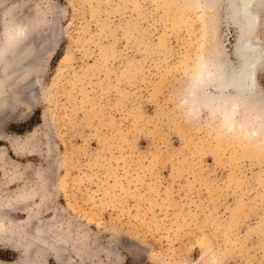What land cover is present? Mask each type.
I'll return each mask as SVG.
<instances>
[{
    "label": "rangeland",
    "instance_id": "1",
    "mask_svg": "<svg viewBox=\"0 0 264 264\" xmlns=\"http://www.w3.org/2000/svg\"><path fill=\"white\" fill-rule=\"evenodd\" d=\"M229 9L0 0V56L22 42L0 59V264H264V102L214 65L240 63Z\"/></svg>",
    "mask_w": 264,
    "mask_h": 264
},
{
    "label": "bare ground",
    "instance_id": "2",
    "mask_svg": "<svg viewBox=\"0 0 264 264\" xmlns=\"http://www.w3.org/2000/svg\"><path fill=\"white\" fill-rule=\"evenodd\" d=\"M227 1L229 2V7H230L229 12L231 13L230 16L234 20V23L237 25L239 31L235 48L237 55L240 58V63L236 68H233L232 66H228V63H226L222 58H219L218 63H215L214 65L220 67V80L222 79L223 81L222 84L226 83L227 86L228 85L234 86L235 89L238 92H240L239 94L245 95L246 98L253 99V101L251 100L253 107H258L261 105L263 106L262 103L264 102L262 101L263 97L262 98L259 97L258 95L259 88L256 83V72L259 64L262 63L261 61L263 58V54L259 46L260 41H258L257 37L255 36L256 35L255 33L256 30L258 29L257 26L259 25L258 7L261 6V4L264 5V0H227ZM14 30L15 32L16 30L21 31L20 28L19 29L17 28V26L14 28ZM20 42L18 39L14 41H8L7 44L9 46L5 51L7 55L8 54L16 55L18 44H20ZM26 50L25 53H23L24 58L21 56L22 58L20 57V59L18 60L19 63L20 61L22 62L23 59H25L26 61V57L28 56ZM3 55L5 54H2V56H0V59L2 60L4 58ZM7 55L5 56L9 58V55L8 56ZM5 58L4 60L6 61L7 59ZM0 62L2 63V61ZM223 101H225L227 103V106L229 107V114L232 112L234 108L237 107V101L234 95L225 97ZM256 115L259 117L257 112ZM17 209L22 211L23 207H21V204L4 207V211L6 213H12Z\"/></svg>",
    "mask_w": 264,
    "mask_h": 264
},
{
    "label": "trees",
    "instance_id": "3",
    "mask_svg": "<svg viewBox=\"0 0 264 264\" xmlns=\"http://www.w3.org/2000/svg\"><path fill=\"white\" fill-rule=\"evenodd\" d=\"M35 114H36V115H38V114H39V112H36Z\"/></svg>",
    "mask_w": 264,
    "mask_h": 264
}]
</instances>
